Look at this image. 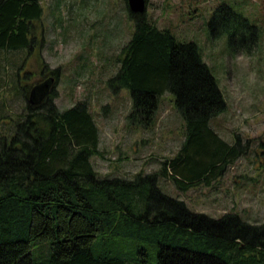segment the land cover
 Returning <instances> with one entry per match:
<instances>
[{"label": "trees", "instance_id": "16d2710c", "mask_svg": "<svg viewBox=\"0 0 264 264\" xmlns=\"http://www.w3.org/2000/svg\"><path fill=\"white\" fill-rule=\"evenodd\" d=\"M126 3L134 29L108 86L129 88L128 119L145 129L157 122L161 96L174 93L183 141L156 171L100 174L92 162L103 155L100 129L88 102L61 109L52 90L61 67L43 63L38 84L49 90L34 103L26 94L25 112L0 136V264H264V222L193 211L160 188L161 176L184 191L210 184L247 145L239 133L229 142L210 125L227 102L198 44L178 42L147 10L134 13ZM43 14L42 0H0V50L40 52L44 28L39 37L35 23ZM209 26L215 36L227 33L236 53L252 52L260 39L259 27L226 3ZM130 237L151 243L155 262L146 245L134 256L94 251L101 240Z\"/></svg>", "mask_w": 264, "mask_h": 264}, {"label": "rangeland", "instance_id": "374dc122", "mask_svg": "<svg viewBox=\"0 0 264 264\" xmlns=\"http://www.w3.org/2000/svg\"><path fill=\"white\" fill-rule=\"evenodd\" d=\"M230 5L260 29L252 52H234L227 33L213 35L210 22L222 4ZM44 14L37 21V35L44 45L34 51L0 50V136L9 133L11 117L25 112L49 84L42 82L48 70L61 67L55 102L61 109L86 100L100 129L103 155L92 156L102 175L132 176L153 172L171 157L185 135V120L170 91L160 98L157 122L145 129L128 119L131 92H112L108 79L119 67L121 48L129 42L134 21L126 0H42ZM148 17L169 29L178 42H195L210 66L227 102V108L210 120L225 140L235 142L239 133L246 152L230 163L210 184H195L187 191L173 180L159 178L160 188L184 200L188 207L212 217L238 212L244 220L264 222V0H150ZM46 71V70H45ZM47 73V72H46ZM156 260L155 247L137 238L101 240L96 253L137 255L145 246ZM35 255L39 252L35 251Z\"/></svg>", "mask_w": 264, "mask_h": 264}, {"label": "water", "instance_id": "95a60500", "mask_svg": "<svg viewBox=\"0 0 264 264\" xmlns=\"http://www.w3.org/2000/svg\"><path fill=\"white\" fill-rule=\"evenodd\" d=\"M129 9L134 13H144L148 7L147 0H127Z\"/></svg>", "mask_w": 264, "mask_h": 264}]
</instances>
